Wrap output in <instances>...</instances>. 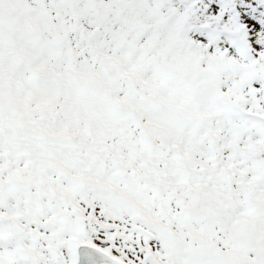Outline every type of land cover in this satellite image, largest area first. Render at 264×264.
<instances>
[{"label":"snow or ice","instance_id":"snow-or-ice-1","mask_svg":"<svg viewBox=\"0 0 264 264\" xmlns=\"http://www.w3.org/2000/svg\"><path fill=\"white\" fill-rule=\"evenodd\" d=\"M0 264H264V0H0Z\"/></svg>","mask_w":264,"mask_h":264}]
</instances>
